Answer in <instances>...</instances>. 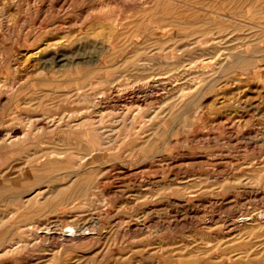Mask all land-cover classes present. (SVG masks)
Segmentation results:
<instances>
[{"label":"rangeland","instance_id":"1","mask_svg":"<svg viewBox=\"0 0 264 264\" xmlns=\"http://www.w3.org/2000/svg\"><path fill=\"white\" fill-rule=\"evenodd\" d=\"M0 141V264H264V2L0 0Z\"/></svg>","mask_w":264,"mask_h":264},{"label":"bare ground","instance_id":"2","mask_svg":"<svg viewBox=\"0 0 264 264\" xmlns=\"http://www.w3.org/2000/svg\"><path fill=\"white\" fill-rule=\"evenodd\" d=\"M242 1H243V0H242ZM255 1H257V0H254V2H255ZM259 1H261V0H259ZM262 2H264V0H262ZM258 4H259V3H258ZM254 5H255V4H254ZM238 7H239V6H238ZM172 17H173V16H172ZM128 23H129V22H128ZM114 26H115V25H113L112 27H114ZM240 27H242V26H240ZM109 28H110V27H109ZM243 28H244V27H243ZM160 29H162V27H161ZM114 32H115V31H114ZM255 33H256V32H255ZM259 33H260V32H259ZM114 34H115V33H114ZM116 34H117V32H116ZM256 34H258V33H256ZM112 35H113V34H112ZM261 35H262V34L260 33V36H261ZM251 36L253 37V35H250V37H251ZM254 36H255V34H254ZM260 36H259V37H260ZM261 37H262V36H261ZM129 39H130V38H129ZM244 39H245V38H244ZM244 39H243V40H244ZM249 39H250V38H249ZM260 40H261V39H260ZM113 41H115V40H113ZM116 41H117V40H116ZM252 41H253V40H252ZM257 41L259 42V39H258ZM251 43H252V42H251ZM248 44H249V43H248ZM254 44H255V43H254ZM244 45H245V44H244ZM244 45H243V46H244ZM252 47H253V46H252ZM256 48H257V47H256ZM239 49H240V48H239ZM241 49H242V48H241ZM235 50H236V49H235ZM242 50H243V49H242ZM233 51H234V50H233ZM234 52H235V51H234ZM234 52H233V53H234ZM180 53H181V52H180ZM249 54H250V53H249ZM123 55H124V54H123ZM200 55H201V54H200ZM245 55H246V54H245ZM254 55H255V54H254ZM256 55H257V54H256ZM246 56H247V55H246ZM246 56H243V55H241V54L236 55V56L234 57V63L232 64V66H233V67H236V65H237L238 63H240L241 61H243V60H244L243 62H245V61L247 60V59H246V58H247ZM250 56H251V54H250ZM250 56H249V57H250ZM203 57H204V56H203ZM254 57H255V56H254ZM250 58H253V56H251ZM255 58H256V57H255ZM166 59H167V58H166ZM168 59H169V58H168ZM200 59H201V58H200ZM204 59H205V58H204ZM253 59H254V58H253ZM208 60H209V59H208ZM248 60H249V59H248ZM215 61H216V60H215ZM249 61L252 62L253 60H249ZM146 62H147V61H146ZM232 62H233V61H232ZM243 62H242V63H243ZM250 62H249V63H250ZM242 63H241V64H242ZM245 63H246V62H245ZM256 63H257V62H256ZM247 64H248V62H247ZM253 64H255V63L253 62ZM253 64H252V65H253ZM118 65H119V64H118ZM243 65H244V63H243ZM245 65H246V64H245ZM252 65H251V66H252ZM145 66H146V65H145ZM169 66H170V65H169ZM241 66H242V65H241ZM138 67H139V66H138ZM140 67H141V66H140ZM219 67H220V66H219ZM239 67H240V66H239ZM244 67H245V66H244ZM244 67H243V68H244ZM246 67H248V66H246ZM249 67H250V66H249ZM254 67H255V66H254ZM166 68H167V67H166ZM251 68H252V67H251ZM130 70H131V69H130ZM170 73H171V72H170ZM179 73H180V72H179ZM201 73H202V72H201ZM177 75H178V74H177ZM179 75H180V74H179ZM170 76H171V75H170ZM173 76H174V75H173ZM226 76H228V75H226ZM229 76H230V75H229ZM171 77H172V76H171ZM177 77H178V76H177ZM211 78H212V77H211ZM159 80H160V79H159ZM104 81H105V80H104ZM101 82H102V81H101ZM84 84H85V83H84ZM207 84H208V83H207ZM207 84H206V85H207ZM112 85H113V84H112ZM91 86H92V85H91ZM91 86H90V87H91ZM145 86H146V85H145ZM163 86H164V85H163ZM90 87H89V88H90ZM91 88H93V87H91ZM91 88H90V91H91ZM142 88H143V87H142ZM144 88H145V87H144ZM132 89H133V88H132ZM145 89H146V88H145ZM200 89L202 90V87H201ZM78 90H79V89H78ZM86 90H89V89H86ZM140 90H141V89H140ZM142 90H143V89H142ZM201 90H200V92H201ZM90 91H89V100H90V98L92 97V96L90 97V93L92 92V91H91V92H90ZM94 91H95V90H94ZM198 92H199V91H198ZM92 93H93V92H92ZM80 94H81V93H80ZM84 94H85V93H84ZM201 94H202V93H201ZM91 95H92V94H91ZM82 97H83V96H82ZM86 98H87V97H86ZM97 99H98V98H97ZM145 99H147V98H145ZM145 99H144V100H145ZM86 101H87V100H86ZM141 101H142V100H141ZM96 102H97V105H98V101H96ZM142 102H143V101H142ZM176 102L178 103V101H176ZM176 102H174V103H176ZM174 103L172 104V108L174 107ZM179 103H180V102H179ZM82 105H83V104H82ZM157 106H158V105H157ZM176 107H177V106H176ZM170 108H171V107H170ZM168 109H169V108H168ZM83 110H84V109H83ZM87 110H89V109L87 108L86 110H84V112H86ZM149 110H150V109H149ZM236 111H237V110H236ZM71 112H72V111H71ZM78 112H79V111H78ZM81 112H82V114H83V111H81ZM91 112H92V111H91ZM91 112H89V113L91 114ZM101 112H102V111H101ZM101 112H100V113H101ZM176 112H177V111H176ZM95 113H96V112H95ZM98 113H99V112H98ZM79 114H80V113H79ZM96 114H97V113H96ZM174 114L177 115V113H174ZM174 114H173V115H174ZM200 114H201V113H200ZM88 115H89V114H88ZM171 115H172V114H171ZM238 115H239V114H238ZM79 116H80V115H79ZM85 116H86V115H85ZM85 116H84V117H85ZM89 116H90V115H89ZM93 116H94V115H93ZM51 117H52V116H51ZM56 117H57V116H56ZM179 117H180V115H179ZM181 117H182V116H181ZM229 117H230V116H229ZM53 118H55V116L52 117V119H53ZM60 118H61V117H60ZM87 118H89V117H87ZM91 118H92V117H91ZM91 118H89V119H91ZM68 119H69V118H68ZM84 119H86V118H84ZM94 119H95V118H94ZM98 119H99V118H98ZM127 119H128V118H127ZM172 119H173V118H172ZM182 119H183V118H182ZM61 120H62V119H61ZM64 120H65V119H64ZM86 120H87V119H86ZM92 120H93V119H92ZM166 120H167V119H166ZM173 120H176V119H173ZM29 121H30V119H29ZM29 121H28V124L26 123L27 125H29ZM33 121H34V120H33ZM126 121H127V120H126ZM53 122H55L54 119H53ZM131 122H132V121H131ZM131 122H130V124H131ZM58 123H60L59 119H58ZM26 124H25V125H26ZM67 124H68V123H67ZM25 125H24V126H25ZM27 125H26V127H28ZM94 125H95V124H94ZM194 125H195V123H194ZM59 126L62 127L63 124H62V125H59ZM20 127H21V126H20ZM30 127H31V126H30ZM67 127H69V126L67 125ZM70 127H71V126H70ZM94 128H95V127H93V129H94ZM181 128H182V127H181ZM2 129H3V128H2ZM93 129H92V130H93ZM21 130H23V129H21ZM24 130H25V129H24ZM8 131H9V130H8ZM25 131H26V130H25ZM25 131H23V132H25ZM94 131H95V130H94ZM94 131H93V132H94ZM96 131H97V130H96ZM26 132H27V131H26ZM32 132H33V131H32ZM3 134H4V133H3ZM6 134H7V133H6ZM10 134H11V132H10ZM10 134H9V135H10ZM111 134H112V133H111ZM4 135H5V134H4ZM9 135H8V138H9ZM19 135H20V133H19ZM19 135H18V136H19ZM24 135H25V134H24ZM28 135H29V134H28ZM102 135H103V134H102ZM102 135H101V136H102ZM6 136H7V135H6ZM6 136H5V137H6ZM12 136H13V135H12ZM99 136H100V135H99ZM103 136H104V135H103ZM2 137H3V135H2ZM5 137H4V138H5ZM14 137H17V136H14ZM21 137H22V136H21ZM21 137H20V138H21ZM106 137H107V136H106ZM4 138H3V140H4ZM6 138H7V137H6ZM22 138H23V137H22ZM25 138H26V137H25ZM100 138H101V137H100ZM100 138H99V139H100ZM103 138H105V137H103ZM10 139H11V138H10ZM99 139H98V140H99ZM5 140H6V139H5ZM57 140H58V139H56V141H57ZM100 140H101V139H100ZM7 141H8V140H7ZM20 141H21V139H20ZM0 142H1V141H0ZM22 142H23V141H22ZM25 142H26V140H25ZM62 142H63V141H62ZM98 142H99V141H98ZM23 143H24V142H23ZM23 143H22V145H25L27 142H26L25 144H23ZM59 143H60V142H59ZM63 143H64V142H63ZM69 143H70V142H69ZM71 143H72V142H71ZM51 144H52V142H51ZM100 144H101V143H100ZM105 144H106L105 141H103V145H105ZM12 145H13V144H12ZM45 145H46V144H45ZM52 145H53V144H52ZM84 145H85V144H84ZM84 145H83V147H84ZM101 145H102V144H101ZM101 145H100V146H101ZM50 146H51V145H50ZM64 146H65V145H64ZM71 146H72V145H71ZM7 147H8V146H7ZM20 147H21V146H20ZM83 147H81V149H83ZM85 147H86V145H85ZM18 148H19V147H18ZM53 148H55V147L53 146ZM60 148H61V147H60ZM56 149L58 150L59 148L56 147ZM85 149H87V148H85ZM100 150H102V147H101ZM60 151H62V149H61ZM90 151H91V150H90ZM95 151L98 152V150H95ZM86 152H87V151H86ZM86 152H85V153H86ZM97 152H95V153H97ZM104 152H105V151H104ZM31 153H32V152H31ZM36 153H37V152H36ZM83 153H84V152H83ZM88 153H89V152H88ZM99 153H100V152H99ZM101 153H102V151H101ZM129 153H130V152H129ZM90 154H91V153H90ZM56 155H59V154H56ZM99 155H100V154H98V156H99ZM87 156H88V155H87ZM90 156H91V155H90ZM95 156H96V155H95ZM98 156H97V158H98ZM26 157H27V156H26ZM34 157H35V156H34ZM49 157H50V156H49ZM61 157H62V156H61ZM88 157H89V156H88ZM41 159H42V158H41ZM43 159H44V158H43ZM29 160H30V159H29ZM89 160H91V159H89ZM227 160H228V159H227ZM53 161H54V160H53ZM84 161H85V156H79V157H78V163H82V162H84ZM91 161H92V160H91ZM91 161H90V162H91ZM93 161H94V160H93ZM21 162H22V161H21ZM25 162H26V161H25ZM50 162H51V161H50ZM55 162H57V161H55ZM60 162H62V161H60ZM90 162H89V163H90ZM32 163H35V162H32ZM45 163H47V162H45ZM51 163H52V162H51ZM53 163H54V162H53ZM87 163H88V162H87ZM22 164H23V163H22ZM22 164H21V165H22ZM28 164H30V162H29ZM48 164H49V163H48ZM54 164H55V163H54ZM32 165H33V164H32ZM42 165H44V164H42ZM45 165H46V164H45ZM60 165H61V164H60ZM76 165H77V163H76ZM23 166H24V164H23ZM49 166H51V165H49ZM47 167H48V166L46 165L45 170H46ZM52 167H53V166H52ZM67 167H68V166H67ZM259 167H260V166H259ZM31 168H32V166H31ZM32 169H33V168H32ZM47 169H48V168H47ZM54 169H55V167H54ZM56 169H57V168H56ZM196 169H197V168H196ZM259 169H260V168H259ZM42 170H44V168H42ZM70 170H71V169H70ZM70 170H69V171H70ZM36 171H37V170H36ZM39 171H40V170H39ZM47 171H48V170H47ZM50 171L52 172L51 169H50ZM50 171H49V172H50ZM16 173H17V172H16ZM56 175H57V174H56ZM56 175H55V176H56ZM193 175H194V174H193ZM69 177H70V176H69ZM256 177H257V175H256ZM259 177H260V176H259ZM261 177H262V175H261ZM222 178H223V177H222ZM49 179H50V178H49ZM255 179H256V178H255ZM259 179H260V178H259ZM43 180H45V179H43ZM210 180H211V179H210ZM257 180H258V178H257ZM253 181H254V180H253ZM71 182H72V181H71ZM140 182H141V181H140ZM149 182H150V181H149ZM39 183H40V182H39ZM67 183H69V181H68ZM257 183H259L258 185H264V181H259V182L257 181ZM69 184H70V183H69ZM69 184H68V185H69ZM68 185H67L66 187H68ZM77 185H78V184H77ZM77 185H76V186H77ZM19 186H20V185H19ZM70 186H71V185H70ZM256 186H257V185H256ZM24 187H25V186H24ZM24 187H23V188H24ZM64 187H65V186H64ZM130 187H131V186H130ZM149 187H150V186H149ZM19 188H20V187H19ZM21 188H22V187H21ZM23 188H22V189H23ZM72 188H73V187H72ZM72 188H71V189H72ZM133 188H134V187H133ZM15 189H16V188L14 187L13 190H15ZM25 189H26V187H25ZM35 189H37V188H35ZM63 189H64V188H63ZM67 189H68V188H67ZM23 190H24V189H23ZM37 190H38V189H37ZM52 190H54V189H52ZM55 190H56V189H55ZM55 190H54V191H55ZM84 190H85V189H84ZM84 190H83V193H84ZM16 191H18V190H16ZM39 191H40V189H39ZM69 191H70V190H69ZM4 192H5V191H4ZM55 192H56V191H55ZM78 192H79V191H78ZM252 192L254 193L255 191H252ZM259 193H260V191H259ZM0 194H1V193H0ZM255 194H257V193H255ZM260 194H261V193H260ZM40 195H41V193H40V192H39V193L37 192L36 196H40ZM148 195H149V194H148ZM36 196H35V197H36ZM251 197H252V196H251ZM254 197H255V196H254ZM256 197H257V195H256ZM259 197H260V196H259ZM71 198H72V197H71ZM257 198H258V197H257ZM62 199H63V198H62ZM254 200H255V199H254ZM151 210H152V209H151ZM35 211H36V210H35ZM37 211H38V210H37ZM40 212H41V210H40ZM42 212H43V211H42ZM53 212H54V211H53ZM106 212H107V211H106ZM32 214H33V213H32ZM35 214H36V212H35ZM256 214L260 216V219H261V218H264V208H262V210H260V211H258L257 213H255V216H257ZM27 215L29 216V214H27ZM19 216H21V215H19ZM23 216H24V215H22V217H23ZM28 216H25V217L28 218ZM31 216H32V215H31ZM136 217H137V216H136ZM19 218H20V217H19ZM19 218L16 219V220H15V223H14V224H15V227H16L15 229H16L17 231L20 229V227H22V226H20V222H19V220H21V219H19ZM27 218H26V219H27ZM139 218H140V216H139ZM189 218H190V217H189ZM23 219H25V218L23 217ZM23 219H22V220H23ZM134 219H135V217H134ZM137 219H138V218H137ZM216 219H217V218H216ZM119 220H120V219H119ZM128 220H129V219H128ZM138 220H139V219H138ZM93 221H94V220H93ZM32 223H33V222H32ZM113 223H114V222H113ZM122 223H123V222H122ZM124 223H125V222H124ZM236 223H237V222H236ZM94 224H95V221H94ZM94 224H93V225H94ZM98 224H99V223H98ZM115 224H116V223H115ZM140 224H141V223H140ZM212 224H213V223H212ZM221 224H222V223H221ZM33 225H35V224L30 225V224L28 223V225H26V229L24 228V229H25L24 231H18V232L16 233V239H15V241L13 240V242L8 241V242H5V243H1V242H0V250L3 251L4 253H5V252L12 251V250H13L12 247H13L14 245H16L17 242H19V243L22 242V241H23V238H26V237H27V234H26V233H28V232L33 233L32 235H33V237H34V233L37 231V226H33ZM38 225H40V224H38ZM41 225H42V224H41ZM83 225H84V224H83ZM120 225H121V224H120ZM8 226H9V225H8ZM48 226H49V225H48ZM89 226H90V225H89ZM115 226H116V225H115ZM143 226H144V225H143ZM46 227H47V226H46ZM92 227H93V226H92ZM112 227H113V226H112ZM112 227H111V228H112ZM232 227H233V226H232ZM89 228H90V227H89ZM89 228H88L87 226L75 227V226H73V225L67 223L66 225H64V226L61 227V231H60L61 233H60V232H59V233H60V235H62V234H63V235H64V234H67V236L84 237L87 233H90V232L92 231V229H91V231H90ZM114 228H115V227H114ZM13 229H14V228H13ZM44 229H46V228H44ZM96 229H97V228H96ZM118 229H119V227H118ZM131 229H132V228H131ZM93 230H94V229H93ZM7 231H8V230H7ZM14 231H15V230H14ZM14 231H13V232H14ZM43 231H44V230H43ZM49 231H51V229H50V228H47V229H46V233H44V235H50V234H48ZM117 231H118V230H117ZM117 231H116V232H117ZM41 232H42V230H41ZM196 232H197V231H196ZM38 233H40V231H39ZM25 234H26V237H24ZM42 234H43V233H42ZM98 234H99V233H98ZM37 235H38V234H37ZM39 235H40V234H39ZM4 236H5V235H4ZM13 236H14V235H13ZM28 236H29V234H28ZM35 236H36V234H35ZM42 236H43V235H42ZM36 237H37V236H36ZM36 237H35V238H36ZM38 237H39V236H38ZM43 238H45V236H44ZM65 238H66V237H65ZM27 239H28V238H27ZM31 241H32V240H31ZM131 241H132V240H131ZM24 242H25V241H24ZM27 242H28V241H27ZM28 243H29V242H28ZM30 243H31V242H30ZM207 243H209V241H205V242H204V245H206ZM209 244H210V243H209ZM209 244H208V245H209ZM22 245H24V243L20 244V246H22ZM20 246H19V248H21ZM26 246H27V245H26ZM14 247H15V246H14ZM17 247H18V246H16V248H14V249H18ZM22 247H24V246H22ZM187 247H188V246H187ZM210 248H213V246L210 247ZM210 248H209V249H210ZM214 248H215V247H214ZM12 252H13V251H12ZM10 253H11V252H10ZM235 260H236V259H235ZM121 261H122V260H121ZM39 264H40V263H39Z\"/></svg>","mask_w":264,"mask_h":264}]
</instances>
